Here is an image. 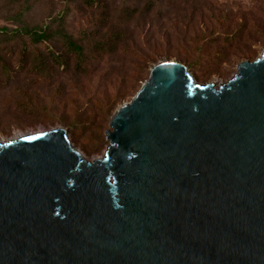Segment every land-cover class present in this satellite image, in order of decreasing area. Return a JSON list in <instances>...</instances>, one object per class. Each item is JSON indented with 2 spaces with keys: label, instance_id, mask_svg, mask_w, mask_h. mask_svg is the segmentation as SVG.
<instances>
[{
  "label": "water",
  "instance_id": "95a60500",
  "mask_svg": "<svg viewBox=\"0 0 264 264\" xmlns=\"http://www.w3.org/2000/svg\"><path fill=\"white\" fill-rule=\"evenodd\" d=\"M105 139L0 142V264H264V50L227 82L154 65Z\"/></svg>",
  "mask_w": 264,
  "mask_h": 264
},
{
  "label": "rangeland",
  "instance_id": "374dc122",
  "mask_svg": "<svg viewBox=\"0 0 264 264\" xmlns=\"http://www.w3.org/2000/svg\"><path fill=\"white\" fill-rule=\"evenodd\" d=\"M101 1L106 4L103 11L89 10L79 0H29L31 10L24 21L47 26L64 18L66 31L75 37L83 31L99 37L123 33L126 42L118 47L134 49L139 60L119 49L93 60L89 77L54 69L44 79L28 67L19 69L16 53L8 54L12 79L0 85V142L62 127L75 148L91 161L93 155H103L108 145L109 121L100 123L98 113L137 79H142L138 86L142 85L154 65L182 63L197 83L205 85L216 77L229 81L243 60H255L264 50V0H154L149 14L144 13L146 0ZM25 2L0 0V29L14 28L9 18ZM134 12L128 21L127 15ZM240 28L245 29L243 36L230 42L228 35ZM145 65L150 68L142 72ZM132 95L120 106L130 102Z\"/></svg>",
  "mask_w": 264,
  "mask_h": 264
},
{
  "label": "trees",
  "instance_id": "16d2710c",
  "mask_svg": "<svg viewBox=\"0 0 264 264\" xmlns=\"http://www.w3.org/2000/svg\"><path fill=\"white\" fill-rule=\"evenodd\" d=\"M27 1L29 0H26L18 13L9 18L14 28L2 27L0 29V85L8 84L12 79V69L6 57L8 54L13 56L16 53L19 69L23 70L28 67L30 73L44 79L52 76L54 69L63 71V73L71 71L77 76L89 77L92 73L93 60L111 56L119 49L122 54L139 60L137 57L139 54L134 49L118 47L126 42V36L120 32H109L104 37H99L96 32L83 31L75 37L66 31L64 18L52 20L47 26L29 25L24 21L25 15L31 10ZM79 1L89 10L103 11L106 8L105 2L101 0ZM154 8V0H146L144 13L149 14ZM134 14L135 12L127 15L128 21L132 20ZM54 26L56 27L53 28ZM100 28H103L102 24ZM243 28L228 35L230 42H235L243 36L245 32ZM141 68L142 72H145L150 66L145 65ZM147 79L148 76L144 80ZM138 82H142V79H137L135 83L121 91L115 99L104 104L96 119L106 124L120 106L121 101L133 93L132 99L140 90L142 85L138 86Z\"/></svg>",
  "mask_w": 264,
  "mask_h": 264
},
{
  "label": "bare ground",
  "instance_id": "6f19581e",
  "mask_svg": "<svg viewBox=\"0 0 264 264\" xmlns=\"http://www.w3.org/2000/svg\"><path fill=\"white\" fill-rule=\"evenodd\" d=\"M29 133H26L25 135H28ZM33 134V133H32ZM20 136H22V135H20Z\"/></svg>",
  "mask_w": 264,
  "mask_h": 264
}]
</instances>
